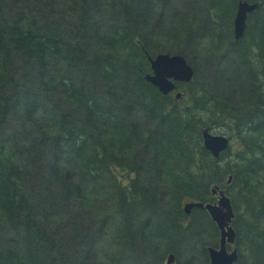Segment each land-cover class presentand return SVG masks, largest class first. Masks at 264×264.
Segmentation results:
<instances>
[{
  "label": "trees",
  "instance_id": "trees-1",
  "mask_svg": "<svg viewBox=\"0 0 264 264\" xmlns=\"http://www.w3.org/2000/svg\"><path fill=\"white\" fill-rule=\"evenodd\" d=\"M239 1L0 0V264H209L183 207L216 188L235 264H264V0L236 40ZM160 53L194 68L179 99L145 79Z\"/></svg>",
  "mask_w": 264,
  "mask_h": 264
},
{
  "label": "water",
  "instance_id": "water-1",
  "mask_svg": "<svg viewBox=\"0 0 264 264\" xmlns=\"http://www.w3.org/2000/svg\"><path fill=\"white\" fill-rule=\"evenodd\" d=\"M259 7L258 2H248L241 0L238 3L236 15L233 22V32L236 40L243 37L248 15ZM152 73L145 76V79L158 88V90L168 95L175 92L177 99L182 93L177 91V83H189L194 77V68L181 54L160 53L154 58L150 57ZM203 145L214 157L226 151L230 146V139L223 134H215L205 129L202 134ZM231 181V176L228 182ZM217 199L215 202L203 203L200 201H189L184 204V211L190 214L193 209L206 210L211 220L219 230V245L208 247L209 264H235L238 259V251L234 246L236 233L232 226L234 217L233 206L230 197L221 189L213 190ZM232 246V250L228 249ZM175 255L167 257V264H174Z\"/></svg>",
  "mask_w": 264,
  "mask_h": 264
},
{
  "label": "rangeland",
  "instance_id": "rangeland-1",
  "mask_svg": "<svg viewBox=\"0 0 264 264\" xmlns=\"http://www.w3.org/2000/svg\"><path fill=\"white\" fill-rule=\"evenodd\" d=\"M213 133H214V132H213ZM215 134H219V133L215 132ZM216 199H217V196H216ZM228 249H229V250H232V246H228ZM174 264H175V262H174Z\"/></svg>",
  "mask_w": 264,
  "mask_h": 264
},
{
  "label": "flooded vegetation",
  "instance_id": "flooded-vegetation-1",
  "mask_svg": "<svg viewBox=\"0 0 264 264\" xmlns=\"http://www.w3.org/2000/svg\"><path fill=\"white\" fill-rule=\"evenodd\" d=\"M215 202V201H214Z\"/></svg>",
  "mask_w": 264,
  "mask_h": 264
}]
</instances>
